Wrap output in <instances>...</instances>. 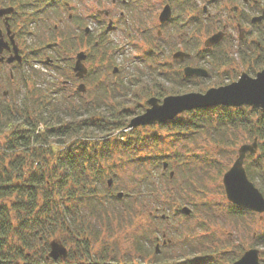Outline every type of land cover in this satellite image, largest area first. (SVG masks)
<instances>
[{
	"label": "trees",
	"instance_id": "trees-1",
	"mask_svg": "<svg viewBox=\"0 0 264 264\" xmlns=\"http://www.w3.org/2000/svg\"><path fill=\"white\" fill-rule=\"evenodd\" d=\"M93 48L95 53L99 51V46L94 44ZM100 50L99 57L91 56L90 52L88 60L94 63L96 59L108 63L115 61L110 41L103 40ZM37 73L36 70L23 76L20 98L0 103V144L1 137L8 138V148L14 153L7 163L1 152L8 148L0 149V264H213L216 260L212 252L219 253L217 250L191 252L184 259H175L165 250L173 241L164 239V234L162 238L155 235L157 221L168 220L165 202L172 193L170 184L175 181V173L170 177L162 160L173 158L182 165L181 170L193 169V160L173 153L151 158L147 146L158 147L164 143V138L159 140L157 135H144L139 127L145 125L127 129L134 112L145 110L148 98L180 93L181 85L165 86L155 76L149 79L131 76L120 95L102 88V96L95 94L93 102L85 103L82 94L77 92L80 99L73 103L68 96L61 98L60 91L37 86ZM96 74V69L91 67L88 77ZM181 76L185 82L189 80L183 74ZM6 77L9 79L8 75ZM33 79L32 87L28 86ZM251 110L259 115L258 122L252 120ZM212 112L220 120L249 128L257 137V152L247 155L255 160L249 164L246 161L245 169L249 179L264 195V183L255 182L251 173L252 169L264 178V142L261 143L264 112L248 105H217L188 110L174 119L149 125L168 128L175 140H183L192 138L197 129H205L213 118L216 120ZM235 112L238 120L231 117ZM240 114L244 117L239 118ZM195 117L200 120L195 121ZM122 152L127 153L129 160L140 162L143 169L146 162L151 161L153 171L160 170L164 179L160 176L155 180L151 177L153 173L149 175L144 169L143 179L136 182L131 193L117 197L112 193L114 186H108L109 178H106L117 176L113 165L115 156ZM218 173L221 174L220 169ZM187 178V182L194 185L192 177ZM118 201L122 204L118 205ZM231 205L239 214H254ZM135 216L142 220L137 222L133 219ZM147 217L152 220L151 229L147 222L143 223ZM99 225L108 233L114 232V227L121 230L135 225L130 233L131 249L122 252L117 241H105L95 248L99 244ZM60 231L70 233L72 241H60L69 247L68 255L55 261L46 257V248L50 250L46 235L52 237ZM183 242L191 244L186 237ZM258 243L264 244V233ZM38 247L41 250L37 252ZM260 252L264 258V249ZM235 259L232 257L227 264Z\"/></svg>",
	"mask_w": 264,
	"mask_h": 264
},
{
	"label": "flooded vegetation",
	"instance_id": "flooded-vegetation-1",
	"mask_svg": "<svg viewBox=\"0 0 264 264\" xmlns=\"http://www.w3.org/2000/svg\"><path fill=\"white\" fill-rule=\"evenodd\" d=\"M9 7L13 8L10 13L0 15V57L4 59L0 68H8L9 79L5 74L0 78L13 82L14 69H18L21 85L24 72H36L37 64L53 72L66 68L80 80L74 65L81 51L86 53L83 78L88 77L89 54L99 57L103 40L118 44L116 60L133 43H148V55L160 57L169 41L177 42L180 49L172 54L173 60L197 59L212 65L215 73L204 65H185L181 72L189 80L209 78L204 91L235 82L244 73L254 77L264 68V0H0V9ZM216 34L220 39L206 46L205 41ZM94 44L99 46L97 53ZM15 50L21 61L7 63L6 58L15 55ZM178 52L183 53V59L174 57ZM119 65L123 69V60ZM186 67L202 68L207 74L187 76ZM226 67L228 73L224 72ZM117 71L114 66L112 72ZM57 80L51 81L52 91L74 90L69 97L84 93L72 80ZM9 94L0 89L1 100Z\"/></svg>",
	"mask_w": 264,
	"mask_h": 264
},
{
	"label": "rangeland",
	"instance_id": "rangeland-1",
	"mask_svg": "<svg viewBox=\"0 0 264 264\" xmlns=\"http://www.w3.org/2000/svg\"><path fill=\"white\" fill-rule=\"evenodd\" d=\"M110 42L113 44L114 49L117 48L118 44L115 41ZM147 47L148 43L146 42H140L138 44L133 43L131 46L128 45V52H125L121 57L119 56L120 59L118 60H116L117 57L115 56V61L111 63H108V61L102 62L101 59H96L95 63L88 60L89 62H87V65L89 69L91 67L96 69L97 74L95 77L86 76L82 80L74 78L73 72L70 73V70L66 68L63 71L57 70L53 72L51 68L45 67L43 64H37L34 66L38 72L37 77H35L37 81L36 85L45 87L48 90L50 88L51 90V81H56V79H58L57 81L63 82L72 80L75 86L83 82L86 88L84 93H81V98L85 103L93 102L95 94L100 96L102 88L110 90L111 94L120 95L125 89L127 78L134 75H141L145 79L155 76L158 81L165 86L174 85L175 87H179V85H181L180 91L182 92L176 94L190 91L200 92L208 87L207 84L210 82L209 78H194L185 82L182 80L181 72L185 65H204L203 67L215 73V71H212L211 64L201 63L197 61V59L186 60L182 63L173 60L172 54L176 52L177 49H180V47H177V42L175 41L168 42L167 51L160 57L149 56ZM122 60L123 69H120L119 62ZM206 60H209V58ZM114 66L118 67L116 73L112 72ZM2 71L5 72L6 76L9 75L7 67L0 68L1 77L3 74ZM229 71L228 67L224 68V72L228 73ZM24 73L28 74L27 71ZM14 75L15 81L13 82L5 81V79L0 78V89L2 91L8 90L10 93L6 100H1L0 98V103L3 101H13L21 97L23 92H20L22 88L20 78L22 80V76L19 74L18 69L16 71L14 69ZM99 79L100 82H97ZM34 81V79L30 81L28 86L32 87ZM95 86L98 88L97 91H95ZM69 92L74 93V90H68L66 92L60 91V97L65 99V96H68L67 94H69ZM69 98L73 103L80 99L78 95H73ZM236 112L233 113L231 117L232 119L238 120ZM212 113L214 114L215 112ZM136 114L138 113L135 111L134 115ZM214 115L216 120L213 118L205 129H197L192 138L183 140H175L168 128H159L157 124L145 125L139 127V130L144 135L154 134L158 136L159 140L163 138L165 140L164 143L160 144L158 147L155 145L147 146V153L150 154V156L152 155L151 158L161 154L171 156L173 153L181 155L182 158L193 160L192 163L195 165L193 169L187 170L185 167L186 169L181 170L182 165L174 161L173 158L169 157L162 160V162L168 161L169 168L167 167L165 171L172 170L173 173H175V181L170 184L172 185V193H170L167 202H165V211L168 214V220L166 222L164 219L157 221L158 231L155 234L160 238L162 234H165L166 239L173 241V244L165 249L167 250L166 252L171 254L175 259H184V257L191 252L217 250L219 253L212 252V256L216 260L213 264H227L232 257H236L235 260H237L250 248H257L260 251L264 249V244L258 243V238L264 233V213L262 215L249 212L239 214L234 211L231 205L232 203L227 199L222 183V176L235 161L239 147L242 144L252 143L255 137L251 134L249 128L245 126L237 127L230 121L220 120L216 114ZM250 116L253 121H259V115L257 113L252 112ZM182 117L184 119L187 118L186 115ZM242 117H244V115L240 114L239 118ZM194 120H200V117H195ZM125 131L127 130L125 129ZM7 141L8 138L4 136L1 137L0 149L8 148ZM263 142L264 139H262L261 143ZM1 153L7 163L10 162L9 157H12L14 154L9 148L6 149V151L2 149ZM139 154H142V152ZM120 158H122L123 162ZM253 160L255 159L247 156L245 162L248 161L247 163L249 164L251 161L253 162ZM145 165L146 168H144V170L140 162L136 163L129 160L126 152L117 154L113 165L115 166L113 170L117 176H108L106 178H113L112 185L114 186V190H112V193L114 195L118 192L131 193L137 184L136 182H140L143 179V170L149 172V175L150 172L153 173L151 177L153 176L152 178L158 180L161 176L159 173L160 170L153 171V168H151V161H147ZM244 166H246V164H244ZM219 169L221 174L218 173ZM251 171L252 175L255 177V182L263 185L264 178H260L257 175L258 173L254 170L251 169ZM189 176L192 177L194 185L187 182V177ZM161 179L164 178L161 176ZM121 204L122 201H118V205ZM184 206L191 209L192 214L187 215L183 211L181 212V208ZM12 208L11 206V210ZM133 219L137 222L142 220V218H137V216H135V218L133 217ZM144 220L145 222H142H147L148 229H151V218L147 217V219ZM133 227L136 226L128 225L121 230L114 227V232L108 233V231L102 228L100 229L99 225L97 228V231H100L99 244H96L95 248H98V245L101 246L105 241H109L110 243L117 241L119 242L122 252L130 250L132 247V237L130 233L133 231ZM185 237L187 240L191 241V244L189 242L186 244L183 242ZM46 238H48V245L54 239L61 242L65 240V242L68 241L69 243L72 241L70 233L66 234L61 231L54 233L52 237L46 235ZM65 246L69 249L67 245ZM41 247L43 246H40V248ZM40 248L38 247L37 252L41 250ZM46 251L49 252L47 248ZM46 255H48V253H46ZM259 257L261 264H264V258L261 255H259Z\"/></svg>",
	"mask_w": 264,
	"mask_h": 264
},
{
	"label": "water",
	"instance_id": "water-1",
	"mask_svg": "<svg viewBox=\"0 0 264 264\" xmlns=\"http://www.w3.org/2000/svg\"><path fill=\"white\" fill-rule=\"evenodd\" d=\"M12 7L0 9V15L10 13ZM220 39L219 35H213L205 41L206 46H211ZM1 50V47H0ZM16 54L6 58L7 63H12L14 60L21 61V57ZM175 58L183 59L182 52L175 53ZM86 53L81 51L77 54L74 65V72L76 77L82 79L87 73V67L84 63ZM4 60L0 57V61ZM184 73L187 76L207 74L206 70L202 68L186 67ZM78 91L84 92L85 85L81 83L78 85ZM148 107L143 113L135 115L129 121L127 128L132 129L141 125L163 123L167 120L174 119L179 114L197 108H205L210 106L224 105L229 107H239L242 105H249L255 107L261 112H264V68L259 71L256 76L252 77L247 74H242L240 78L225 86L217 88H209L204 93L197 91H190L181 94H171L160 99L152 96L147 100ZM258 149L257 138L252 143L242 144L238 149V155L232 166L225 171L222 177V183L225 189L227 199L247 210L255 213H264V195L258 187L248 178L244 161L248 153H256ZM164 168L167 163L164 162ZM173 172H170L172 177ZM113 182L109 178L107 183L110 186ZM117 197H122L123 192H118ZM186 214L190 213L188 207H183ZM50 250L47 258L53 260L65 259L68 255L66 246L58 240H52L49 244ZM232 264H261L259 257V249L250 248L246 250L242 256L235 260Z\"/></svg>",
	"mask_w": 264,
	"mask_h": 264
}]
</instances>
